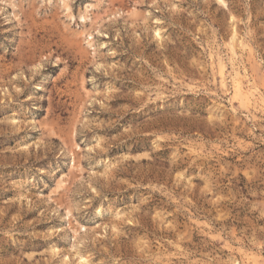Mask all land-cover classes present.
I'll return each mask as SVG.
<instances>
[{
  "label": "rangeland",
  "instance_id": "1",
  "mask_svg": "<svg viewBox=\"0 0 264 264\" xmlns=\"http://www.w3.org/2000/svg\"><path fill=\"white\" fill-rule=\"evenodd\" d=\"M0 264H264V0H0Z\"/></svg>",
  "mask_w": 264,
  "mask_h": 264
}]
</instances>
